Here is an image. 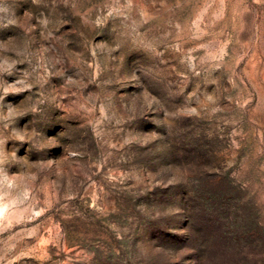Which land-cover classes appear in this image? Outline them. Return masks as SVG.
Returning a JSON list of instances; mask_svg holds the SVG:
<instances>
[{
    "label": "rangeland",
    "instance_id": "374dc122",
    "mask_svg": "<svg viewBox=\"0 0 264 264\" xmlns=\"http://www.w3.org/2000/svg\"><path fill=\"white\" fill-rule=\"evenodd\" d=\"M0 264H264V0H0Z\"/></svg>",
    "mask_w": 264,
    "mask_h": 264
}]
</instances>
